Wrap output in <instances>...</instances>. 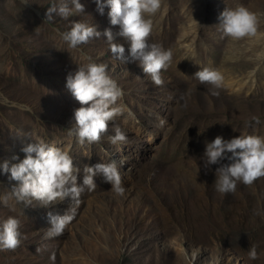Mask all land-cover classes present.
<instances>
[{
    "label": "rangeland",
    "instance_id": "obj_1",
    "mask_svg": "<svg viewBox=\"0 0 264 264\" xmlns=\"http://www.w3.org/2000/svg\"><path fill=\"white\" fill-rule=\"evenodd\" d=\"M54 2L0 0V164L19 163L24 146L43 141L72 157L81 185L85 165L115 161L125 192L116 195L97 174V188H85L79 204L26 205L12 194L18 182L0 172V221L18 218L21 233L15 251L0 250V264H264V178L221 194L219 165L203 160L217 136L264 137V0H165L148 39L172 52L161 86L139 61L116 59L103 35L75 50L62 40L74 21L101 33L110 28L128 56L109 8L101 15L96 0H80L84 13L48 20ZM241 5L257 15V35L224 37L220 14ZM90 60L107 65L122 89V113L99 143L81 145L68 132L80 104L66 82ZM203 68L223 74L221 88L199 82L194 74ZM117 127L127 140L112 144ZM48 212L73 216L62 235L48 236Z\"/></svg>",
    "mask_w": 264,
    "mask_h": 264
},
{
    "label": "clouds",
    "instance_id": "obj_2",
    "mask_svg": "<svg viewBox=\"0 0 264 264\" xmlns=\"http://www.w3.org/2000/svg\"><path fill=\"white\" fill-rule=\"evenodd\" d=\"M60 0L47 8L46 19L53 20L56 16L68 19L74 13H84L85 6L80 0ZM97 11L103 15L107 7L108 17L112 26H119V36L128 43V56H125V47L114 42L111 29L103 33L97 31L96 26L74 21L68 31L60 33L62 40L69 49H77L101 35L106 37L111 54L118 60L126 63L139 61L143 72L148 75L156 86L163 85L162 71H166L172 60L171 50H164L155 44H149L148 39L153 31L151 17L161 10L165 0H96ZM222 35L233 40L257 35L259 21L257 15L247 7L241 5L234 9H225L220 14ZM198 23V22H197ZM90 59V58H89ZM194 76L201 84H209L214 89L223 85L224 76L215 69L203 68ZM80 107L74 110V123L68 128L69 135L84 145L99 143L102 135L108 131L109 122L121 115L122 110L117 107V101L122 97V89L113 80L107 71V65L91 61L79 66L74 74H69L66 82ZM213 95H219L213 91ZM260 123L259 118H253ZM166 123L160 120V125ZM20 135V134H18ZM127 137L117 127L115 135L110 137L112 144L124 143ZM21 151L25 158L19 163L9 166L8 161L0 164V172L9 174L10 181L17 184L11 188L16 201L30 205L32 200L39 201L42 206L50 207L57 200L70 198L79 204L80 196L85 188L94 191L97 185L94 177L102 174L111 190L118 196H123L125 188L122 177L115 161L97 163L93 166H84L83 183H77V173L80 171L74 165L72 157L57 147H50L43 141H36L24 146ZM230 154V155H229ZM205 167L219 165L216 169V190L221 194L236 191L237 183L252 186L255 181L264 178V137L246 135L225 140L217 136L206 144L203 154ZM227 160V163L223 161ZM6 203V200H5ZM51 227L49 237L63 234L66 227L73 220L67 213L63 215L47 213ZM20 220L9 216L0 221V250L15 251L21 244L19 231ZM250 259H257L255 247L249 251Z\"/></svg>",
    "mask_w": 264,
    "mask_h": 264
}]
</instances>
